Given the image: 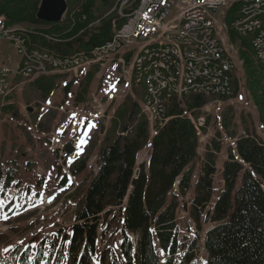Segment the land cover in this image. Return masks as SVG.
<instances>
[{
    "label": "trees",
    "instance_id": "trees-1",
    "mask_svg": "<svg viewBox=\"0 0 264 264\" xmlns=\"http://www.w3.org/2000/svg\"><path fill=\"white\" fill-rule=\"evenodd\" d=\"M38 1L0 0V17L4 16L7 24L26 21L50 23L37 18ZM232 12L235 17V9ZM119 18L121 26L125 19ZM83 23L82 19L78 20L68 39L43 45L61 53L63 57L78 51L89 54L93 47L104 43L112 35V19L80 34L78 31ZM240 43L264 127V64L254 59L251 40L244 38ZM62 77V73L42 75L26 82L23 87L24 99L40 109L39 113L32 115L35 124L44 133L50 132L58 111L55 108L41 111V105L46 104L52 93L61 86L59 79ZM69 86L70 82L63 88L68 90ZM251 86L250 91L253 92ZM132 88L136 97L128 95L118 107L111 129L102 139L94 131L86 148L72 163V174L81 173L97 150L98 171L85 189L77 191L80 194L77 199L79 196L80 199L71 226L69 260L76 264L91 263L101 219H107L119 208L123 235L121 256L112 248L105 249L101 254V264H105L107 255H111V264H161L156 243L167 256L165 264H173L180 249L176 220L179 202L177 196L171 200L169 197L177 181L179 192L185 195L193 187L195 179L194 196L189 208L191 217L199 226L202 221L213 223L205 237V264H264V139L248 126H245L242 134L237 135L236 130L227 129L229 122L223 121L228 131L226 136L235 139V143L222 163V184L218 189L215 186L219 171L215 155L222 148L219 141L212 140L214 151H207L201 173L197 177L195 175L200 137L191 115L199 117L198 110L211 97L190 95L182 99L171 98L166 104L168 121L151 136L140 106L146 96L144 86H137L133 82ZM238 91L237 83L230 97L236 96ZM86 92L83 89L78 100L84 98ZM13 95L9 94L7 99H13ZM4 108L8 110L13 107L6 105ZM118 126L119 129L115 130ZM200 130L205 132V127ZM148 143L151 144L148 163H140V173L135 176L138 154ZM66 149L74 152L70 145ZM18 171L17 166L7 169L3 178L4 188L12 185ZM1 177L0 171V180ZM114 217L112 215L111 219ZM132 234L136 236L135 240L131 239ZM6 241L8 234L0 233V242ZM30 251L27 249L20 254L21 264L26 262ZM192 259L193 255L186 252L183 262L189 263Z\"/></svg>",
    "mask_w": 264,
    "mask_h": 264
},
{
    "label": "rangeland",
    "instance_id": "rangeland-1",
    "mask_svg": "<svg viewBox=\"0 0 264 264\" xmlns=\"http://www.w3.org/2000/svg\"><path fill=\"white\" fill-rule=\"evenodd\" d=\"M66 1L67 11L59 22L26 21L19 24H7L6 18L1 16L0 18L3 19L0 26L20 32L26 38V48L29 53L34 51L58 53L41 44L68 39L79 19L85 22L78 31L80 34L101 26L109 19H112L113 30L116 26H120L121 18L118 13L124 8L122 0ZM40 3L41 0L38 1L37 11ZM174 12L177 13L176 10ZM229 15L226 10L222 11L221 19L223 21L227 19L228 25L231 16ZM244 38L250 41L251 35H240L232 30L227 32V47L235 60V69L231 73V94L234 93L235 84L238 83L237 95L224 96L222 99L208 98L207 104L198 110L202 124L196 125L200 141L195 161V175L197 177L201 173V165L206 159L207 151H214L212 140L219 141L222 148L215 155L219 170L215 186L218 189L222 184L220 173L222 163L227 158L229 148L235 143V139L231 140L226 136L228 131L223 126V121H228L227 129L236 130L237 135L242 134L245 126H248L264 139V127L259 118L257 96L250 84V76L247 74L241 50L240 41ZM157 39L158 35H155L153 40ZM81 52L83 51H78V53ZM119 57L120 54L112 57L106 65L100 67L89 63L73 70L51 68V71L46 74L28 78L17 77L12 81L10 92V95L15 94L14 98L7 99L0 96V171L2 172L0 233L8 234V241L0 242V264H21L20 254L27 249L31 251L25 258L26 262L22 264H76L75 261L69 260V242L71 226L74 224L77 211V201L80 199V196L77 199L80 195L77 191L85 189L98 171L96 150L90 157L87 168L77 175L72 174L71 167L74 159L87 146L86 143L81 148L79 141L84 138L85 133H87L88 141L94 131H97L102 139L107 130L111 129L112 118L126 97L128 95L136 97L132 88L133 81H126L123 77L127 75V68H122ZM131 59L132 56L126 61L130 62ZM2 65L19 69L24 65L22 55H18L15 46L7 40L0 41V66ZM50 73H62L63 77L59 79L61 86L52 93L46 104L41 105V111L47 108H55L58 111L57 119L53 122L50 132L44 133L37 127L32 115V113H39L40 109L24 99L23 87L26 82ZM20 78L24 80L19 81ZM69 82V89H64V85ZM135 84L144 86L141 82ZM250 86L253 92L250 91ZM83 89L87 92L84 98L78 100L77 97ZM6 105H12L13 108L7 110L4 108ZM140 106L142 111L141 103ZM30 108L32 109L29 110ZM98 108L104 110V115L101 112V118L94 121L92 118ZM91 125L94 127L89 130ZM202 127H205V132L200 130ZM118 129L119 126L115 128V130ZM150 132L152 136L156 130L150 127ZM69 145L74 148V152L66 149ZM150 149L151 144L148 143L139 152L137 167L142 162L148 163ZM67 153L69 155L65 157ZM14 166L19 169L18 175L12 185L6 189L3 187V178L7 169ZM193 184L195 185V179ZM194 185L185 195H182L176 183L169 197L171 200L173 196H177L179 202L176 220L179 227L180 249L173 264H205L207 261L205 237L213 223L202 221L199 226L191 217L189 208L194 196ZM112 215L115 217L111 219ZM120 215L117 208L107 219H101L98 240L90 264H101V254L105 249L112 248L121 256L120 245L123 235ZM131 239L135 240L136 236L132 234ZM156 250L161 264H165L167 256L162 252L159 243H156ZM186 252L193 255L189 263L183 262ZM111 259V255H107L105 264H111Z\"/></svg>",
    "mask_w": 264,
    "mask_h": 264
},
{
    "label": "built area",
    "instance_id": "built-area-1",
    "mask_svg": "<svg viewBox=\"0 0 264 264\" xmlns=\"http://www.w3.org/2000/svg\"><path fill=\"white\" fill-rule=\"evenodd\" d=\"M248 3L264 4V0H242L240 6L244 7L243 16L247 13ZM131 4H138V12L134 18L129 19L128 25L117 29V35L111 36L100 44V48L94 49V53L81 58L78 63L63 62L62 55L59 54L62 67L73 70L89 63L104 66L112 57L120 54L119 62L122 63V68H127V75L123 77L126 81L136 83L138 64L143 63V57H139V49H146V55H150V46H155V41L162 40L164 35H172V42L167 43V49H161V55L168 59V50H176L179 51V59L170 61L168 72L152 73V64H149L151 91L146 92L142 103L154 101V108L150 109L146 117L150 126L155 127L157 121L167 118L166 104L171 98L182 99L190 95L222 98L232 95L231 88L222 83L223 74L213 65V56L224 57L225 64L233 71L235 60L227 47V32L232 30L238 34L239 27L253 25L258 19L251 23H241V19L230 17L228 25L227 19H221L222 11L230 8L228 0H124L123 9ZM180 17H189V25H181ZM255 31H258V38L254 40L253 52L256 59L263 62L261 44L264 43V29ZM155 35H158L157 40H153ZM2 40L15 46L18 55L23 57L24 65L21 69L0 66V96H7L3 95V87L11 85V76L30 77L24 75L25 67H32V76H37V72L51 71L45 69V66H34V59L28 58L26 38L20 32L0 26V41ZM131 56V61L127 62L126 59ZM39 58L52 59V52L39 55ZM199 63H206V70H199ZM163 79H172L171 91L162 89ZM210 81H218V88H210ZM101 112L104 115V110L98 108L93 118L100 119ZM196 119L202 120L201 117Z\"/></svg>",
    "mask_w": 264,
    "mask_h": 264
},
{
    "label": "bare ground",
    "instance_id": "bare-ground-1",
    "mask_svg": "<svg viewBox=\"0 0 264 264\" xmlns=\"http://www.w3.org/2000/svg\"><path fill=\"white\" fill-rule=\"evenodd\" d=\"M122 7L124 4V0H122ZM242 5V0H228V8L227 14L231 18L234 17V12L232 10L235 9V17L234 19H241V23H251L258 19V22H253V25H246V27H239L238 34L248 36L251 35V44L253 48V43L255 38H258V31L255 29H264V4L263 3H248L247 4V13L244 14V7ZM121 6V5H120ZM138 12V4H131L130 6L125 7V9L121 10L118 14L123 17L125 21L121 26H116L113 30V35H117V29H122L126 25L129 24V19L134 18ZM0 18V22L2 21ZM5 19V18H4ZM181 25H189V17H180ZM172 42V35H164L162 36V40L155 41V46H150V55H146V49H142L139 51V57H143V63H139L137 67V78L136 83L141 82L146 91L149 92L151 90V71H149V64H152V73L159 72H168L170 67V61H177L179 59V51L176 50H168V59L161 55V49H167V43ZM100 48V45L93 47L89 54L86 53H75L71 55H67L65 57L62 56L63 62L67 63H78L81 58H85L94 53V49ZM140 50V49H139ZM253 50V49H252ZM33 52V51H32ZM86 52V51H85ZM261 52H264V43L261 44ZM46 53H50V51H34L33 53L28 52V58L34 59V66H45V69H57V70H72V68L62 67V60L59 59V55L52 52V59H43L39 58V55H46ZM259 61V60H257ZM260 62V61H259ZM264 64L263 62H260ZM98 64V63H92ZM213 65L218 68V71L223 74L222 83L227 84V88H231V78L232 71L229 65L225 64V58L221 56H213ZM80 67V66H77ZM76 67V68H77ZM52 69V70H53ZM199 70H206V63H199ZM49 71H41L37 72V76L41 74H46ZM25 76H32V67L24 68ZM21 77V76H11V85H5L3 87V95H8L12 91V81L13 79ZM28 78V77H26ZM210 88H218V81H210ZM162 89L164 91L172 90V79H163L162 80ZM145 91V92H146ZM154 108V101H144L142 103V112L145 117H148L150 109ZM167 118H163L162 121H157L154 129H158L164 123L168 121ZM195 125H201V121H198L196 117H191ZM151 127V126H150ZM152 128V127H151ZM68 154H66V157Z\"/></svg>",
    "mask_w": 264,
    "mask_h": 264
},
{
    "label": "water",
    "instance_id": "water-1",
    "mask_svg": "<svg viewBox=\"0 0 264 264\" xmlns=\"http://www.w3.org/2000/svg\"><path fill=\"white\" fill-rule=\"evenodd\" d=\"M66 0H41L39 9L37 11V18L45 22H59L62 20L67 11ZM30 108L29 110H31ZM140 173V168L135 169V176ZM178 184V181H177Z\"/></svg>",
    "mask_w": 264,
    "mask_h": 264
},
{
    "label": "snow or ice",
    "instance_id": "snow-or-ice-1",
    "mask_svg": "<svg viewBox=\"0 0 264 264\" xmlns=\"http://www.w3.org/2000/svg\"><path fill=\"white\" fill-rule=\"evenodd\" d=\"M91 127H94V125H91V126L89 127V130H90ZM86 143H87V133H85L84 138H81V139H80V141H79V145H80V147L82 148V146H83L84 144H86ZM5 251H7V249H5Z\"/></svg>",
    "mask_w": 264,
    "mask_h": 264
},
{
    "label": "crops",
    "instance_id": "crops-1",
    "mask_svg": "<svg viewBox=\"0 0 264 264\" xmlns=\"http://www.w3.org/2000/svg\"><path fill=\"white\" fill-rule=\"evenodd\" d=\"M42 46H44L43 44H41Z\"/></svg>",
    "mask_w": 264,
    "mask_h": 264
}]
</instances>
